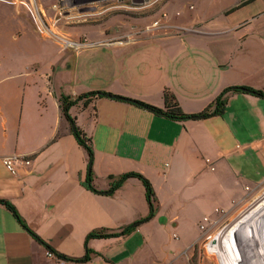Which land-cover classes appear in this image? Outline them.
I'll use <instances>...</instances> for the list:
<instances>
[{"label":"crops","instance_id":"crops-1","mask_svg":"<svg viewBox=\"0 0 264 264\" xmlns=\"http://www.w3.org/2000/svg\"><path fill=\"white\" fill-rule=\"evenodd\" d=\"M163 7L168 34L62 52L21 7L0 3V201L13 208L0 202V264H169L198 240L204 219L264 183V97L240 92L228 94L222 115L182 121L127 101H78L69 115L91 141L95 191L85 186L88 155L61 96L105 92L163 110L167 89L197 115L229 87L264 93V0ZM13 155L32 163L11 174L2 159ZM127 173L150 182L151 217L140 180L109 191ZM128 226L85 245L92 231ZM86 248V262L58 257L80 259Z\"/></svg>","mask_w":264,"mask_h":264},{"label":"rangeland","instance_id":"rangeland-1","mask_svg":"<svg viewBox=\"0 0 264 264\" xmlns=\"http://www.w3.org/2000/svg\"><path fill=\"white\" fill-rule=\"evenodd\" d=\"M166 1L140 4L136 0H0V3L21 7L30 18L33 31L49 45L53 42L49 40L50 33L75 41H98L101 45H108L170 33L172 12L163 7ZM186 5L187 11L190 10L191 7ZM40 24L44 26L43 33L39 31ZM45 47L47 54L55 51L52 47ZM93 47L99 46L94 43L80 50ZM263 198L264 183L248 191L229 211L215 213L200 229L198 240L169 264H225L220 235L226 237V227L231 221Z\"/></svg>","mask_w":264,"mask_h":264},{"label":"trees","instance_id":"trees-1","mask_svg":"<svg viewBox=\"0 0 264 264\" xmlns=\"http://www.w3.org/2000/svg\"><path fill=\"white\" fill-rule=\"evenodd\" d=\"M243 89L246 90L247 93H251V94L259 96V97H264V93H262L261 91H256V90L244 88V87H229V88L224 89L214 99V101L211 102L201 113L197 114V116H200V119H206L209 117L222 115L224 110H225V105L227 102L228 94L229 93H240V92H243ZM99 93L100 92H89L86 94L79 95V96L75 97L74 99H71V98L66 97V96H61L59 98L61 112H62L63 116L65 117V119L74 125V130L72 129V134L76 138L79 145L86 150L89 162L92 160V157H93V150L91 147V141L84 134V132L81 129H79L78 127L75 126L74 120L69 115V110L78 101H80L82 99H87V100H85V103H84V106H86L92 98L102 97V96H100ZM103 93H105V92H103ZM163 100H164V109L163 110L155 108L153 106L146 105V104L141 103V102H137V101L136 102L139 106L145 107V108H147V109H149L155 113L163 114L166 118L173 119V120L182 121V120H187V119H189V117L193 116V115H186L181 111L175 96L173 95V93H171L167 89H165L163 92ZM130 178H136L142 182V184L145 188L146 200H147L148 207H149V217H151L155 211V208H156L155 193L153 191V188H152L150 182L146 178L141 176L140 174L127 173V174H123V175L118 176L112 182V185H111V188L109 191L112 193L115 189L120 187L126 180H128ZM85 186L89 190L95 191V189L92 186V172L90 170L88 172V175H87V178L85 181ZM0 202H3V201H0ZM3 203H5V202H3ZM5 205L13 211V208L11 205H9L7 203H5ZM131 230H132V227L128 226V227L123 228L119 233H107V232H104L103 230L102 231H97V230L92 231L86 236L85 245L88 242V240H90V239L117 237V236H121V235H126L129 232H131ZM90 253H91L90 250H88V248H86L84 256L80 259L73 260V259H69L66 256H62V255H58V257L62 258L64 260H72V261H76V262H86L89 260Z\"/></svg>","mask_w":264,"mask_h":264},{"label":"bare ground","instance_id":"bare-ground-1","mask_svg":"<svg viewBox=\"0 0 264 264\" xmlns=\"http://www.w3.org/2000/svg\"><path fill=\"white\" fill-rule=\"evenodd\" d=\"M263 202H257L233 219L226 227V237L220 235L225 264H264Z\"/></svg>","mask_w":264,"mask_h":264},{"label":"built area","instance_id":"built-area-1","mask_svg":"<svg viewBox=\"0 0 264 264\" xmlns=\"http://www.w3.org/2000/svg\"><path fill=\"white\" fill-rule=\"evenodd\" d=\"M158 0H139L137 1L138 3H154ZM39 31L40 32H44V26L43 25H39L38 26ZM50 33V32H49ZM46 34V33H45ZM51 37H49V40L54 41L57 46L59 47L60 51L64 52L68 49H71L73 51H79L82 47H88L90 45H93L94 43H90L87 41H74L72 39H69L68 37H63V36H57L54 33H50ZM48 37V36H47ZM2 163L4 165V167L11 173V174H15L17 171V166H24V167H29L32 163V159L29 157H25V156H18V155H13V156H7L4 157L2 159ZM208 219H204L203 223L201 224L200 228L203 229L204 228V224L206 223ZM48 255H50L48 253Z\"/></svg>","mask_w":264,"mask_h":264},{"label":"water","instance_id":"water-1","mask_svg":"<svg viewBox=\"0 0 264 264\" xmlns=\"http://www.w3.org/2000/svg\"><path fill=\"white\" fill-rule=\"evenodd\" d=\"M243 92H247L246 90L243 89ZM100 96L102 97H106V98H110V99H115V100H121V101H127V102H132V103H135L137 104L136 101H133V100H130V99H125V98H122L120 96H116V95H112V94H108V93H103V92H100L99 93ZM138 105V104H137ZM189 119H192V120H197V119H200V116H197V115H193L191 117H189ZM72 129L74 130V125L72 124ZM90 162L88 163V171L90 170ZM101 194H108L109 191L107 192H100ZM136 225V224H134Z\"/></svg>","mask_w":264,"mask_h":264},{"label":"flooded vegetation","instance_id":"flooded-vegetation-1","mask_svg":"<svg viewBox=\"0 0 264 264\" xmlns=\"http://www.w3.org/2000/svg\"><path fill=\"white\" fill-rule=\"evenodd\" d=\"M136 1H139V0H136Z\"/></svg>","mask_w":264,"mask_h":264}]
</instances>
